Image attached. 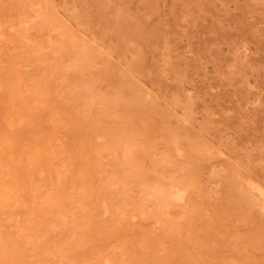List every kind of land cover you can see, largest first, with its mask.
<instances>
[{
	"label": "rangeland",
	"instance_id": "obj_1",
	"mask_svg": "<svg viewBox=\"0 0 264 264\" xmlns=\"http://www.w3.org/2000/svg\"><path fill=\"white\" fill-rule=\"evenodd\" d=\"M10 24L24 40H7ZM0 32L9 80L0 89V165L23 181L18 202L0 211V264H99L92 252L117 242L136 249L131 264H264V0H0ZM77 141L100 146L84 209L102 224L85 240L75 220L47 225L49 195L65 210L81 198ZM28 159L37 162L26 174ZM61 162V184L36 173ZM157 184L188 192L184 209L167 213Z\"/></svg>",
	"mask_w": 264,
	"mask_h": 264
},
{
	"label": "bare ground",
	"instance_id": "obj_2",
	"mask_svg": "<svg viewBox=\"0 0 264 264\" xmlns=\"http://www.w3.org/2000/svg\"><path fill=\"white\" fill-rule=\"evenodd\" d=\"M255 1V0H254ZM253 4V3H252ZM12 8H14V7H12ZM236 8H238V7H236ZM41 11V10H40ZM75 11V10H74ZM237 11V10H236ZM25 14V13H24ZM44 14V13H43ZM154 14V13H153ZM46 16H47V14H46ZM44 19V18H43ZM48 20H50V19H48ZM56 20V19H55ZM19 21V20H18ZM45 21V20H44ZM20 22V21H19ZM49 23V22H48ZM55 23V22H54ZM47 24V23H46ZM51 24H53V23H51ZM22 25V24H21ZM48 25V24H47ZM6 27V26H5ZM24 27V26H23ZM22 27V28H23ZM26 28V27H25ZM37 28V27H36ZM43 28V27H42ZM72 28V27H71ZM24 29V28H23ZM23 29L21 30L20 28H18V26L16 25V24H10L8 27H7V32H8V35H9V38H7V40L10 42V40L13 38L14 40H16V42L17 41H22V40H24V36H25V33L23 32ZM34 29V28H33ZM25 30H27V28L25 29ZM31 30V29H30ZM29 31V30H28ZM27 31V32H28ZM38 31V30H37ZM42 31V30H41ZM36 32V31H35ZM48 32H49V30H48ZM1 33V32H0ZM42 33V32H41ZM60 33V32H59ZM60 35V34H59ZM67 35V34H66ZM60 36H62V35H60ZM68 36V35H67ZM67 36H66V39H68L67 38ZM63 37V36H62ZM64 37H65V35H64ZM0 38L1 39H3V37H2V35L0 34ZM61 38V37H60ZM47 39V38H46ZM65 38H63V40H64ZM65 39V42L67 41ZM73 39H74V37H73ZM69 40H71V39H69ZM49 41V40H48ZM73 41H75V39L73 40ZM4 42V41H3ZM31 42V41H30ZM68 42V41H67ZM12 43H13V40H12ZM36 42L34 41V44H35ZM49 43H51V42H49ZM71 43V42H70ZM69 43V44H70ZM80 44L82 43V42H79ZM51 44H54V43H51ZM73 44V43H72ZM15 45H16V43H15ZM19 45H21V44H19ZM24 45V44H23ZM7 46V45H6ZM67 46V45H66ZM76 46V45H75ZM81 46V45H80ZM2 47H4L3 48V51H7V49H9L8 48V46L5 48V46H2ZM10 47H11V45H10ZM19 47V46H18ZM17 46H16V49L18 48ZM57 47V46H56ZM77 47V46H76ZM60 48V47H59ZM67 48H69V46L67 47ZM66 48V49H67ZM6 49V50H5ZM73 49V48H72ZM82 49H84V48H82L81 47V49H79L78 50V54H80V55H84V51L82 50ZM28 51V50H27ZM67 52L69 51L70 52V50H66ZM73 51V50H72ZM10 52V51H9ZM76 52H77V50H76ZM64 53V52H63ZM69 54V56L71 57V55H70V53H67V55ZM71 54H73V52L71 53ZM30 57V56H29ZM72 58H73V55H72ZM83 59V58H82ZM67 60V59H66ZM69 60V59H68ZM70 60H72V59H70ZM79 59L78 58H76V61L75 62H77ZM80 61V60H79ZM78 61V62H79ZM85 62H86V60H84ZM66 62V61H65ZM74 62V61H73ZM74 62V63H75ZM77 62V63H78ZM13 63H15V61H11L10 62V64H12L13 65ZM72 63V62H71ZM70 63V65H71V67H72V64ZM80 63V62H79ZM78 63V64H79ZM20 64V63H19ZM77 64V65H78ZM82 64V63H81ZM80 64V65H81ZM41 65V64H40ZM67 65V64H66ZM80 65H78L77 67L79 68V67H81ZM16 66V65H15ZM31 66V65H30ZM1 67V66H0ZM104 67V66H103ZM74 68V67H73ZM72 68V69H73ZM228 68V67H227ZM234 69V68H233ZM75 70V69H74ZM16 71H18V70H16ZM20 72V71H19ZM75 73L76 72H78V70L77 71H74ZM81 73V72H80ZM3 74V73H2ZM2 74H1V72H0V89H3V85H6L8 82H9V80L7 81L5 78H4V76H2ZM18 76V75H17ZM48 78V77H47ZM67 81V80H66ZM70 84V83H69ZM45 86V88H46V86H47V84H45L44 85ZM39 87V86H38ZM81 88V87H80ZM13 91V90H12ZM2 92V91H1ZM9 93V92H8ZM68 95V94H67ZM40 97H42V96H40ZM80 97V96H79ZM69 99V98H68ZM129 100V99H128ZM131 100V99H130ZM44 101H46V99H44ZM44 101H41L40 103H43ZM113 101V100H112ZM103 102V101H102ZM105 103V102H104ZM57 104V103H56ZM59 104V103H58ZM124 104V103H123ZM115 105V104H114ZM48 106H49V104H48ZM128 106V105H127ZM63 107V106H62ZM122 107V106H121ZM100 109V108H99ZM52 110V109H51ZM65 110H67V109H65ZM26 111V110H25ZM50 111V110H49ZM60 111H62L63 112V110H61L60 109ZM128 111V110H127ZM29 112V111H28ZM9 115V114H8ZM20 115V114H19ZM62 115H64V118H65V116H66V114H63L62 113ZM77 115V114H76ZM84 115V114H83ZM26 116V115H25ZM86 116V115H85ZM28 117V116H27ZM126 117V116H125ZM88 118V117H87ZM54 119V118H53ZM57 119V118H56ZM32 120H34V119H32ZM88 121V120H87ZM60 122V121H59ZM23 125V124H22ZM33 125V124H32ZM90 125H91V123H90ZM84 126V125H83ZM93 126V125H92ZM91 126V127H92ZM90 127V126H89ZM96 127V126H95ZM1 129V128H0ZM8 131V130H7ZM13 131V130H12ZM25 131H26V129H25ZM89 132H90V130H89ZM5 134H6V132H4ZM1 134H2V130H1ZM71 134V133H70ZM75 134V133H74ZM17 135V134H16ZM6 136H7V134H6ZM20 136V135H19ZM86 136H88V135H86ZM86 136H84L83 138H85ZM5 138H7V137H5ZM10 138V137H9ZM83 138H82V141H83ZM91 139V138H90ZM13 140H15V139H13ZM17 141H19V140H17ZM78 142V141H77ZM88 143V142H87ZM15 144V143H14ZM41 144V143H40ZM76 144H78V147H79V149L81 150V152H83V155L81 156V158H80V162H81V166H79V167H81V168H79V169H76L77 171H76V173H75V175H76V179H77V181L79 182L78 184H81V198L80 199H78L77 201H74V202H72V201H70V202H67L66 204H67V208H69V210H65V209H63V207L61 206L62 204H61V202L63 201V199L60 197V196H57V195H49L48 197H47V199H45L46 200V210H48V211H51L50 213L52 214L51 216H50V218L48 219L49 221V223L47 222V225H50V223H52V222H55V221H60V220H75L76 221V224L75 225H77V227H78V229H79V233L77 234L78 235V237L80 238V239H84L85 240V237H87L88 235H90L92 232V228H93V226L94 225H100V224H102V220L100 219L99 221H96L97 223H94V221L93 220H91L88 216H89V214H88V216H87V214H86V210L84 209L85 208V205H86V201L87 200H89V198H91V197H93V186H94V174H95V172H96V163H97V154H98V152H99V148H100V146H99V144L97 143V145L99 146H97L96 144H93L92 143V147H90V148H88L86 145H85V143H76ZM12 145V144H11ZM30 145V144H29ZM155 145V144H154ZM8 146H10V145H8ZM46 146V145H45ZM144 146V145H143ZM77 147V146H76ZM154 147V146H153ZM189 147V146H188ZM188 147H187V149H188ZM29 148H31V146H29ZM48 148V147H47ZM35 149V148H34ZM191 149V148H190ZM36 150V149H35ZM47 150V149H46ZM145 150V149H144ZM193 150V149H192ZM5 152H6V150H4ZM13 151V150H12ZM31 151H33V149L31 150ZM37 151V150H36ZM42 151V150H41ZM178 151H181V150H179L178 149ZM187 151V150H186ZM26 152V151H25ZM34 152V151H33ZM32 152V153H33ZM188 152H189V150H188ZM191 152V151H190ZM60 153H61V151L58 153L59 155H60ZM64 153V152H63ZM30 154V153H29ZM34 154V153H33ZM32 154V156H34V155H36L39 159H42V155H39V153H37V154H34L33 155ZM48 154H51V157H53L54 156V152H50V153H48ZM47 154V155H48ZM78 154V153H77ZM76 154V155H77ZM81 154V153H80ZM134 154V153H133ZM154 154V153H153ZM56 155H57V153H56ZM66 155V154H65ZM79 155V154H78ZM1 156H3V155H1ZM29 156V155H28ZM62 156V155H61ZM77 157V156H76ZM33 158V157H32ZM36 158V157H35ZM61 158V157H60ZM78 158V157H77ZM131 158V157H130ZM159 158V157H158ZM30 159V158H29ZM28 159V160H29ZM37 159V158H36ZM46 159H47V163L49 164V158L48 157H46ZM57 159V158H56ZM164 159V158H163ZM33 160V159H32ZM32 160H29V162L25 165V173L27 174V171L29 170V167L30 166H35L36 165V162L35 161H32ZM62 160H64L63 158H62ZM3 161V160H2ZM2 161H0V162H2ZM46 161V160H45ZM58 161V160H57ZM59 161H60V159H59ZM73 161V160H72ZM141 161V160H140ZM143 161V160H142ZM4 162V161H3ZM7 162V161H6ZM40 162V161H39ZM68 162V161H67ZM134 162H135V160H134ZM137 162V161H136ZM17 163V162H16ZM42 163V162H41ZM40 163V164H41ZM72 163H76V161L74 160ZM125 163V162H124ZM139 163V162H138ZM69 165H70V163H68ZM126 164V163H125ZM170 164V163H169ZM80 165V164H79ZM39 167V166H38ZM45 167L46 168H44V169H36L37 171H36V173H38V174H41V175H45L46 177H47V180L49 179V181L51 182L52 181V183L50 184V185H52L53 183L55 184V182L58 184V183H62L63 182V176H62V171H64L65 170V165L63 164V162H61V163H59L58 164V169H56V168H51V167H49L47 164H45ZM66 167H68L67 166V164H66ZM76 167V166H75ZM78 167V166H77ZM76 167V168H77ZM125 167V166H124ZM141 167V166H140ZM22 168V167H21ZM68 169V168H67ZM15 170V169H14ZM23 169H21V171H22ZM70 170V169H69ZM18 171H19V169H18ZM17 171V172H18ZM21 171H20V173H21ZM109 172V171H108ZM114 172V171H113ZM128 172V171H127ZM148 172V171H147ZM24 173V172H23ZM126 173V172H125ZM148 173H150V172H148ZM158 173H159V171H158ZM74 174V173H73ZM115 174H116V171H115ZM122 174H124V173H122ZM22 175V174H21ZM66 175V174H65ZM70 175V174H69ZM117 175V174H116ZM115 175V176H116ZM127 175V174H126ZM24 176H27V175H24ZM24 176H22V177H24ZM38 176V175H37ZM20 177V176H19ZM19 177L17 176V173L16 174H14L13 173V170L11 169V168H4V167H2L1 165H0V211H5V212H8V210H10L9 208H11V206L13 205V203H17L18 202V196L20 195V193H21V186H22V184H23V181L22 180H20L19 179ZM42 177V176H41ZM28 178V183L29 184H31L32 183V177H31V174H28V176L26 177V179ZM44 178V177H43ZM65 178H66V176H65ZM68 178V177H67ZM117 178V177H116ZM24 179H25V177H24ZM39 179V178H38ZM123 179V178H122ZM157 179V178H156ZM155 179V180H156ZM165 179V178H164ZM119 181H120V179H119ZM121 181H123V180H121ZM120 181V182H121ZM65 182H67V181H65ZM129 182V181H128ZM154 182V181H153ZM156 182V181H155ZM27 183V182H26ZM47 183V182H46ZM41 184V183H40ZM42 185V184H41ZM66 186L67 185V183L66 184H63V186ZM147 185H150V184H147ZM159 187H161V189H159V196H157L158 194V191L155 193L156 194V196H157V198L159 197V203H160V206L162 207V208H164V209H166L167 210V213H170V214H172V209L173 208H181L182 206H184V205H186V202H187V200L189 199L188 197H189V193L188 192H186V191H184L183 189H181L180 187H178V186H176V185H171L170 184V186H167V187H165V186H160L159 184H157ZM28 186V185H27ZM26 186V187H27ZM151 186V185H150ZM254 186H256V185H254ZM259 186V185H258ZM25 187V186H24ZM36 187V186H35ZM60 187V186H59ZM116 187V186H115ZM133 187V186H132ZM148 187V186H147ZM159 187H157L156 186V190H158L157 188H159ZM247 187H250V186H248L247 185ZM23 188V187H22ZM27 188H29V187H27ZM27 188H26V190H27ZM138 188V187H137ZM256 188H258V187H256ZM255 188V189H256ZM41 189V188H40ZM47 189V188H46ZM144 189V188H143ZM252 189V188H251ZM42 190V189H41ZM155 190V191H156ZM254 190V189H253ZM257 190V189H256ZM264 190V189H263ZM23 191H25V189L23 190ZM32 191V190H31ZM54 191V190H53ZM58 191V190H57ZM259 191V190H258ZM145 192V191H144ZM143 192V193H144ZM154 192V191H153ZM254 192V191H253ZM253 192H251V193H248L249 195L251 194V197H252V195H253ZM257 192V191H256ZM264 192V191H263ZM24 193V192H23ZM27 193V192H26ZM42 193V192H41ZM246 194H247V192H245ZM260 193V192H259ZM258 193V194H259ZM44 194V193H43ZM57 194V193H56ZM96 194V193H95ZM105 194V193H104ZM261 194V193H260ZM24 195H25V193H24ZM24 195H22V197L24 196ZM144 195V194H143ZM145 195H147V193L145 194ZM151 195V194H150ZM263 196H264V193L262 194ZM153 196V195H152ZM254 196V195H253ZM21 197V196H20ZM19 197V198H20ZM26 197H28V196H25V198ZM41 197V196H40ZM259 197H260V195H259ZM28 198H30V197H28ZM32 198H35V197H32ZM38 198V197H37ZM36 198V199H37ZM42 198V197H41ZM118 198V197H117ZM156 198V199H157ZM253 198V197H252ZM22 199H24V198H22ZM145 199V198H144ZM143 199V200H144ZM255 199V198H254ZM253 199V200H254ZM264 199V198H263ZM25 200V199H24ZM43 200L44 199H42V203H45V202H43ZM93 200V199H92ZM32 201V200H31ZM102 201V200H101ZM145 201V200H144ZM147 201V200H146ZM157 201V200H156ZM264 201V200H263ZM25 202H26V200H25ZM64 202V201H63ZM90 202V201H89ZM31 203H33V202H29V204H31ZM38 203H40V202H38ZM151 203V202H150ZM260 203V202H259ZM264 203V202H263ZM26 204H28V203H26ZM144 204V203H143ZM257 204V203H256ZM102 205V204H101ZM105 205V204H104ZM120 206V205H119ZM158 206V205H157ZM189 206V205H188ZM262 206V205H261ZM264 206V205H263ZM65 207H66V205H65ZM101 206H99V208H100ZM103 207V206H102ZM105 207V206H104ZM187 207V206H186ZM191 207V206H190ZM258 207V206H257ZM32 208V207H31ZM94 208V207H93ZM96 208V207H95ZM157 208V207H156ZM223 208V207H222ZM33 209V208H32ZM87 209V208H86ZM105 209H106V207H105ZM158 209V213H159V210H160V208L158 207L157 208ZM181 209H184V208H181ZM26 210V209H25ZM74 210H78V213H79V215L78 216H76L75 218L73 217V216H75V214H74ZM102 210V209H101ZM223 210V209H222ZM24 211V210H23ZM104 211V210H103ZM144 211V210H143ZM155 212H156V210H154ZM163 211V210H162ZM183 211V210H182ZM220 211V210H219ZM224 211V210H223ZM16 212V211H15ZM105 212V211H104ZM106 212H107V210H106ZM105 212V214H107ZM154 212V214L155 215H157L158 213L156 212L155 213ZM161 212V211H160ZM24 214L26 213V212H23ZM38 213V212H37ZM91 213V212H90ZM96 214V213H95ZM127 214V213H126ZM151 214H152V212H151ZM161 214H163V213H161ZM220 214H223V213H220ZM31 215V214H30ZM46 215V214H45ZM148 215V214H147ZM92 216V215H91ZM94 216H98V214H96V215H94ZM129 216H131L130 218H131V220L133 221V219H134V215H129ZM158 216H160V215H158ZM168 216V215H167ZM166 216V217H167ZM172 216V215H171ZM193 216V215H192ZM222 216V218H225V217H223V215H221ZM240 216V215H239ZM24 217H27V219H29V217L28 216H24ZM147 217V216H146ZM151 217H153V215L151 216ZM163 217H164V215H163ZM173 217V216H172ZM171 217V218H172ZM178 217V216H177ZM227 217V216H226ZM104 218V217H103ZM129 218V219H130ZM155 218V221H157L156 220V218L157 217H154ZM159 218V217H158ZM26 219V218H25ZM25 219H23V221L25 220ZM33 219V218H32ZM107 219V218H106ZM147 219H148V217H147ZM151 219V218H150ZM165 219V218H164ZM182 219V218H181ZM2 220V219H1ZM31 220V219H30ZM103 220H105V219H103ZM146 220V219H145ZM222 221L224 220V219H221ZM32 221V220H31ZM47 221V220H46ZM165 221H167L166 219H165ZM175 221V220H174ZM217 221V220H216ZM220 221V220H219ZM225 221H226V219H225ZM171 221H169L168 222V225H169V223H170ZM23 223V222H22ZM33 223V222H32ZM35 223H37V222H35ZM100 223V224H99ZM105 223V222H104ZM103 223V224H104ZM161 223V222H160ZM172 223V222H171ZM170 223V224H171ZM194 223V222H193ZM46 224V223H45ZM57 224V223H56ZM115 224H117V223H115ZM167 224V223H166ZM174 224V223H173ZM221 224V223H220ZM224 224V223H223ZM24 225V224H23ZM41 225V224H40ZM58 225V224H57ZM56 225V226H57ZM214 225V224H213ZM3 226V225H2ZM28 226V228H29V226H30V222H29V225H27ZM27 226L26 227H23V229H27V230H29L28 228H27ZM52 226H55V225H52ZM101 226V225H100ZM103 226V225H102ZM105 226V225H104ZM119 226V225H118ZM171 226H176V225H172L171 224ZM207 226V225H206ZM4 227V226H3ZM7 227V226H6ZM51 227V226H50ZM154 227V226H153ZM167 227V226H166ZM177 227V226H176ZM216 227V226H215ZM218 227V226H217ZM39 228V227H38ZM75 228H76V226H75ZM110 228V227H109ZM175 228V227H174ZM212 228V227H211ZM32 229V228H31ZM30 229V230H31ZM50 229V228H49ZM96 229V228H95ZM101 229V228H100ZM124 229V228H123ZM192 229L193 228H191V227H189V225H188V227H187V231H186V235L187 234H190L191 235V233H192ZM196 229V228H195ZM44 230V229H43ZM50 230H52V229H50ZM94 230V229H93ZM177 230V229H176ZM181 230V229H180ZM218 230V229H217ZM8 231V230H7ZM35 231V230H34ZM40 228H39V233H40ZM129 231V230H128ZM155 231V229H153V228H150V232H154ZM144 232V231H143ZM214 232V231H213ZM99 233L101 234V236L103 237L102 239H104L105 241H107V243H108V240L110 239V237H111V234H110V231L108 230V229H105V228H102L101 229V232L99 231ZM119 233V232H118ZM145 233V232H144ZM36 234V233H35ZM44 234V233H43ZM198 234V233H197ZM11 235V234H10ZM31 235V234H30ZM34 235V234H33ZM33 235L32 236H29L28 237V239L29 238H31V237H33ZM125 235V234H124ZM128 235V234H127ZM153 235V234H152ZM172 235V234H171ZM196 235V234H195ZM6 236V235H5ZM98 237H99V235H97ZM100 236V237H101ZM193 236V235H192ZM99 237V238H100ZM139 237V236H138ZM148 237V236H147ZM220 237V236H219ZM118 238V237H117ZM154 238V237H153ZM238 238V237H237ZM8 239V238H7ZM33 239V238H32ZM91 239V238H90ZM102 239H100L101 241H102ZM31 240V239H30ZM97 241H98V239H96ZM114 240V239H113ZM210 240V239H209ZM46 241V240H45ZM95 241V240H94ZM163 241V240H162ZM187 241V240H186ZM195 241V240H194ZM219 241V240H218ZM236 241V240H235ZM243 241V240H242ZM29 242H32V241H29ZM42 242H44V241H42ZM154 242V241H153ZM192 242V241H191ZM102 243V242H101ZM115 243V242H114ZM155 243V242H154ZM166 243H168V242H166ZM189 243V242H188ZM243 243V242H242ZM32 244V243H31ZM44 243H41V244H39V245H43ZM109 244H110V241H109ZM112 244V243H111ZM128 244V243H127ZM193 244V243H192ZM206 244V243H205ZM238 244V243H237ZM36 245V244H35ZM48 245V244H47ZM104 245V244H103ZM114 245V244H113ZM52 246V245H51ZM92 246V245H91ZM177 246V245H176ZM175 246V247H176ZM190 246H191V244H190ZM142 247H143V249H145V251L147 250V249H150L151 248V246H150V248H149V245H148V239L147 238H145V239H142ZM215 247V246H214ZM255 247V246H254ZM114 249H111V250H107V249H101V250H97V251H95V252H92V254H91V258L90 259H92L93 261H96V262H98L99 264H131L132 262H134L135 260H137L136 258H138V254H137V252H136V249L134 250L133 248L131 249L130 247H127L125 244H123V243H121V242H117L116 244H115V246L113 247ZM206 248H207V245H206ZM0 249H1V247H0ZM38 249H42V246H41V248H38ZM169 249V248H168ZM208 249H209V247H208ZM51 250V249H50ZM86 250V249H85ZM151 250V249H150ZM213 250H215V249H213ZM40 251V250H39ZM38 251V252H39ZM141 251V250H140ZM63 252V251H62ZM86 252V251H85ZM0 253H1V251H0ZM89 253V252H88ZM185 253V252H184ZM8 254V253H7ZM62 254V253H61ZM20 255V254H19ZM49 255V254H48ZM2 256V255H1ZM16 256V255H15ZM49 257V256H48ZM56 257V256H55ZM73 257V256H72ZM71 257V258H72ZM76 257V256H75ZM74 257V258H75ZM146 257V256H145ZM174 257V256H173ZM67 258V257H66ZM153 258H155L154 256H153ZM5 259V258H4ZM141 259V258H140ZM148 259V258H147ZM181 260V259H180ZM48 261V260H47ZM61 261L63 262V260L61 259ZM78 261H79V259H78ZM148 261H150V260H148ZM66 262V261H65ZM71 263H73L72 261H70ZM137 262V261H136ZM166 262V261H165ZM169 262V261H168ZM232 262V261H231ZM76 263V262H75ZM135 263V262H134ZM146 263V262H145ZM164 263V262H163ZM177 263V262H176ZM178 263H180L179 261H178ZM44 264V263H43ZM74 264V263H73ZM82 264V263H81ZM168 264V263H167ZM181 264V263H180Z\"/></svg>",
	"mask_w": 264,
	"mask_h": 264
}]
</instances>
